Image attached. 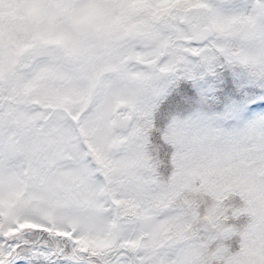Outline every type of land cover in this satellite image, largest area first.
Here are the masks:
<instances>
[{
	"label": "snow or ice",
	"instance_id": "obj_1",
	"mask_svg": "<svg viewBox=\"0 0 264 264\" xmlns=\"http://www.w3.org/2000/svg\"><path fill=\"white\" fill-rule=\"evenodd\" d=\"M0 264H264V0H0Z\"/></svg>",
	"mask_w": 264,
	"mask_h": 264
}]
</instances>
